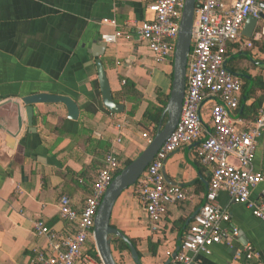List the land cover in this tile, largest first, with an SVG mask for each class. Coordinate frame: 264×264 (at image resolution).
Returning <instances> with one entry per match:
<instances>
[{
  "label": "crops",
  "instance_id": "obj_1",
  "mask_svg": "<svg viewBox=\"0 0 264 264\" xmlns=\"http://www.w3.org/2000/svg\"><path fill=\"white\" fill-rule=\"evenodd\" d=\"M155 1L0 0V264H39L34 250L49 248L46 238L33 232V222L41 218L55 232L66 234L71 226L59 216V198L68 196L80 210L108 150L116 152L123 168L146 147L143 134L153 126L143 125L144 111L159 105L157 90L168 99L172 79V62L156 64L136 33V26L152 20L149 5ZM221 1L226 6L230 0ZM245 23L239 40L228 45L226 67L247 80L248 89L254 88L246 104L255 100L264 110V19H258L250 37L243 34ZM119 31L125 33L115 42L104 40ZM249 41L251 47L245 44ZM96 59L103 64L112 96L124 105L120 115L127 117L128 125L120 143L111 142L115 129L102 104ZM124 80L136 93L131 116L120 94ZM40 92L69 96L77 104V119H68L62 103H37L30 126L21 100ZM253 169L264 176V131L257 139ZM163 175L167 184L193 194L191 200L169 205L164 241L150 233L133 186L120 193L111 209L110 224L134 241L140 264L168 260L166 251L176 249L208 188L209 170L196 157V143L170 154ZM262 192L264 196V179L251 197ZM217 203L239 230L234 244H251L257 257L236 259L233 249L217 244L210 254H197V264H264V223L224 192ZM113 256L117 264H136L126 250L113 248Z\"/></svg>",
  "mask_w": 264,
  "mask_h": 264
},
{
  "label": "built area",
  "instance_id": "obj_2",
  "mask_svg": "<svg viewBox=\"0 0 264 264\" xmlns=\"http://www.w3.org/2000/svg\"><path fill=\"white\" fill-rule=\"evenodd\" d=\"M183 6L184 0H156L149 5L152 20L136 26L138 38L146 43L156 64L173 60ZM261 14L264 16V0H230L226 6L221 0H196L178 123L132 185L146 212L150 233L164 241L162 226L169 205L191 200L193 194L177 184H167L163 166L180 146L196 143V157L209 170L208 188L178 251L174 256L175 249L166 251L171 258L168 264H197L196 255L210 254L211 247L217 244L233 249L236 259L257 257L251 244H234L239 230L231 223L228 212L219 207L217 197L220 192L226 193L232 202L243 204L264 223L263 192L258 198L251 197L252 190L264 179L253 169L257 139L264 131V110L258 109L253 120L237 116L241 80L225 64L228 45L239 40L244 21L249 16L261 19ZM124 33L119 31L103 38L113 43ZM245 44L252 46L250 41ZM109 115L115 129L111 142L120 143L128 119L120 113ZM153 134L152 131L143 134L147 144ZM121 169V162L111 148L105 153L80 210L73 207L68 196L59 198V216L71 226L66 234L55 232L41 218L33 222V232L45 237L49 248L34 250L36 262L104 264L94 242V220L104 192Z\"/></svg>",
  "mask_w": 264,
  "mask_h": 264
},
{
  "label": "water",
  "instance_id": "obj_3",
  "mask_svg": "<svg viewBox=\"0 0 264 264\" xmlns=\"http://www.w3.org/2000/svg\"><path fill=\"white\" fill-rule=\"evenodd\" d=\"M195 6L196 0H184L178 35L173 53L171 89L166 106L161 114L157 129L153 134L152 139L142 150V152L134 160L125 165L113 178L108 188L104 192L102 200L97 209L93 226L94 242L104 264H117L113 256L111 242V240L115 237L126 243L131 258L136 264H140L139 256L133 242H131L130 239L125 236V234H123V232L110 224L111 209L120 193L132 186L137 181L148 164L154 158L162 143L172 133L178 123L184 97L186 64L191 48V30ZM260 18L263 19L264 16L261 14ZM257 22V18L249 16L246 19L243 34L247 37H250L254 32ZM95 65L101 100L104 108L108 112L122 113L124 111V105L116 102L113 99L102 62L99 59H96ZM233 74L238 76L236 73ZM21 101L27 108V123L30 126L33 124V105L37 103H62L67 109L68 119L71 120H76L79 113L77 104L74 102V100L65 95L40 92L27 95L23 97ZM241 111L242 110H240V112ZM164 116L166 119L163 122ZM180 241L181 237L172 256H174L178 251ZM170 259L171 258L169 257L164 264H168Z\"/></svg>",
  "mask_w": 264,
  "mask_h": 264
},
{
  "label": "trees",
  "instance_id": "obj_4",
  "mask_svg": "<svg viewBox=\"0 0 264 264\" xmlns=\"http://www.w3.org/2000/svg\"><path fill=\"white\" fill-rule=\"evenodd\" d=\"M228 49V48H227ZM226 52V56H227ZM232 71V70H231ZM241 98L239 101V107L237 110V114L240 113V110L242 108V112L239 114V117L244 119L245 121L247 120H253L256 117L257 111H258V106L256 104L255 100H252L249 104H246V101L251 100L254 94V88H250L248 89V85H247V80L245 79H241ZM124 85L125 87L123 88V93L121 92L120 94L123 95V97L127 100V102L129 103V107H127L126 113L131 116L134 114L135 110H136V93H134V89H133V84L129 81V80H124ZM131 93H133L134 98H131ZM116 99V95L115 97L113 96V99ZM114 99V100H115ZM115 100V101H116ZM156 101L157 103H159V105H151L149 106L143 114V125L147 126V127H151L153 126L152 132L155 133L159 120L161 118V114L166 106V102H167V96H163L160 91L157 90L156 93ZM132 104V105H131ZM166 117L164 116L163 122L165 121ZM130 163L129 161L126 162V165ZM120 172V171H119ZM131 242L134 241L132 239H130ZM113 248L115 250L118 251H123L126 250L129 252L128 246L126 245V243L124 241H122L119 238H113L111 240ZM158 243V242H157ZM150 248V252L151 254H155V249H152V247L149 245ZM137 254L139 255V253L137 252Z\"/></svg>",
  "mask_w": 264,
  "mask_h": 264
},
{
  "label": "rangeland",
  "instance_id": "obj_5",
  "mask_svg": "<svg viewBox=\"0 0 264 264\" xmlns=\"http://www.w3.org/2000/svg\"><path fill=\"white\" fill-rule=\"evenodd\" d=\"M147 128H149V127H147ZM112 248H113V245H112Z\"/></svg>",
  "mask_w": 264,
  "mask_h": 264
}]
</instances>
